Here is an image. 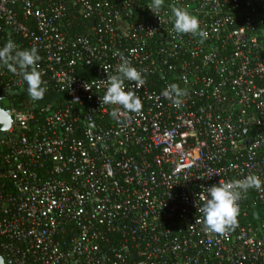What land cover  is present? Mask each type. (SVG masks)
I'll use <instances>...</instances> for the list:
<instances>
[{
	"label": "built area",
	"instance_id": "1",
	"mask_svg": "<svg viewBox=\"0 0 264 264\" xmlns=\"http://www.w3.org/2000/svg\"><path fill=\"white\" fill-rule=\"evenodd\" d=\"M149 4L0 0V46L38 47L45 96L62 97L13 108L24 82L0 67L14 122L0 139L5 264H264V189L226 235L198 211L219 181L264 179V0H165L161 21ZM172 7L208 39L176 34ZM120 54L146 84L126 82L143 108L117 123L99 80ZM171 84L188 93L179 109L162 95Z\"/></svg>",
	"mask_w": 264,
	"mask_h": 264
},
{
	"label": "clouds",
	"instance_id": "2",
	"mask_svg": "<svg viewBox=\"0 0 264 264\" xmlns=\"http://www.w3.org/2000/svg\"><path fill=\"white\" fill-rule=\"evenodd\" d=\"M164 5L165 0H150L148 8L157 15ZM159 19L161 21L160 17ZM170 20L172 30L176 34H190L193 37H199L201 43L208 39V32L201 27L198 17L185 8L172 7ZM40 60L41 56L36 46L21 49L11 39L0 46V67L22 78L27 86V95L34 102L43 100L47 92V85L39 70ZM99 81L105 88L102 102L112 107L108 115L113 121L121 123L127 115L141 113L142 101L132 87L126 85V82H131L135 89L141 88L146 84L145 70H138L123 54H120V63L115 73H107V80ZM187 94V90L180 88L177 84L169 85L162 92L163 97L177 109L185 103ZM0 112L5 113L7 126L10 129L14 122L7 116L6 110L0 109ZM90 127H94V124H90ZM262 189H264V179L257 174H248L244 179L219 181L218 184L207 187L202 196V206L198 209L201 214L200 222L204 229L209 233L220 235L233 231L238 226L239 202L247 197L250 190L260 191ZM0 264H4L2 258H0Z\"/></svg>",
	"mask_w": 264,
	"mask_h": 264
},
{
	"label": "trees",
	"instance_id": "3",
	"mask_svg": "<svg viewBox=\"0 0 264 264\" xmlns=\"http://www.w3.org/2000/svg\"><path fill=\"white\" fill-rule=\"evenodd\" d=\"M26 87L27 86L24 83L23 88L10 97L11 107L18 109H27L34 105V101H31V99L27 95ZM60 100H62V97L57 93H53L50 95H46L43 100L36 101L35 103L37 105H46L48 103H53L54 107H57L58 103H56V101L59 102Z\"/></svg>",
	"mask_w": 264,
	"mask_h": 264
},
{
	"label": "water",
	"instance_id": "4",
	"mask_svg": "<svg viewBox=\"0 0 264 264\" xmlns=\"http://www.w3.org/2000/svg\"><path fill=\"white\" fill-rule=\"evenodd\" d=\"M6 108H7L6 105H1V103H0V109L6 110L7 116H9L11 118V116L9 115V112ZM11 120H12V118H11ZM9 130L10 129L8 128L7 121L5 119V113L0 112V139H3ZM135 257H136V255H134V258ZM0 258H2V256H0ZM3 261H4V259H3ZM4 264H5V262H4Z\"/></svg>",
	"mask_w": 264,
	"mask_h": 264
}]
</instances>
